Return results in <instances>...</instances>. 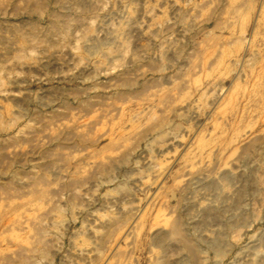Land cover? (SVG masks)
Wrapping results in <instances>:
<instances>
[{"label": "rangeland", "instance_id": "rangeland-1", "mask_svg": "<svg viewBox=\"0 0 264 264\" xmlns=\"http://www.w3.org/2000/svg\"><path fill=\"white\" fill-rule=\"evenodd\" d=\"M0 264H264V0H0Z\"/></svg>", "mask_w": 264, "mask_h": 264}]
</instances>
